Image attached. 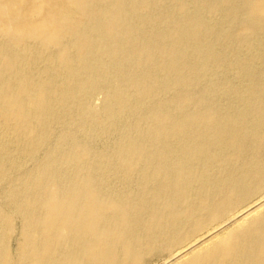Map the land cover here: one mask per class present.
<instances>
[{
  "label": "bare ground",
  "instance_id": "obj_1",
  "mask_svg": "<svg viewBox=\"0 0 264 264\" xmlns=\"http://www.w3.org/2000/svg\"><path fill=\"white\" fill-rule=\"evenodd\" d=\"M181 256L264 264V0H0V264Z\"/></svg>",
  "mask_w": 264,
  "mask_h": 264
},
{
  "label": "rangeland",
  "instance_id": "obj_2",
  "mask_svg": "<svg viewBox=\"0 0 264 264\" xmlns=\"http://www.w3.org/2000/svg\"><path fill=\"white\" fill-rule=\"evenodd\" d=\"M242 219H243V217H242V218H239L238 220L235 219L234 221H229V222H227L228 224L223 225L222 228H221L220 230H218V232L212 234L211 237H214V236H217V237H218V235L221 237V236L226 235L230 230H232V229L238 227V224H240V223L242 222ZM240 220H241V222H240ZM237 222H238V223H237ZM217 234H218V235H217ZM211 237L206 238V240H209V238H211ZM13 243H14V242H13ZM13 243H12V246L14 247L15 244H13ZM207 243H208V242H207ZM207 243H205V244H207ZM200 247H201V246L198 245L196 250H198ZM193 250H194V249L188 250L189 252L187 251L186 254H189V255H190V253H191ZM182 259H184L182 256H181L180 258L177 257V258H170V259H157V260H153V261H151V262H148L147 264H178L179 262L182 261ZM175 261H176V262H175Z\"/></svg>",
  "mask_w": 264,
  "mask_h": 264
}]
</instances>
